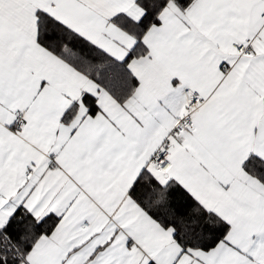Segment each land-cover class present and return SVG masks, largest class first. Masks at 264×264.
I'll return each mask as SVG.
<instances>
[{"label":"snow or ice","instance_id":"1","mask_svg":"<svg viewBox=\"0 0 264 264\" xmlns=\"http://www.w3.org/2000/svg\"><path fill=\"white\" fill-rule=\"evenodd\" d=\"M0 264H264V0H0Z\"/></svg>","mask_w":264,"mask_h":264}]
</instances>
